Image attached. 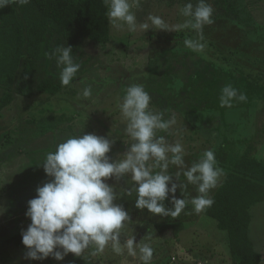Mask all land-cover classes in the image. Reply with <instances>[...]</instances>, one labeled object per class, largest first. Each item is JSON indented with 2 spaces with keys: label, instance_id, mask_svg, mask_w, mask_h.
<instances>
[{
  "label": "rangeland",
  "instance_id": "rangeland-1",
  "mask_svg": "<svg viewBox=\"0 0 264 264\" xmlns=\"http://www.w3.org/2000/svg\"><path fill=\"white\" fill-rule=\"evenodd\" d=\"M189 2L195 5L196 0H138L132 11L138 22H145L151 14L162 17L169 26L182 25L189 18L182 15L181 9ZM208 3L214 9V22L203 27V39L190 27L130 32L117 30L110 24L112 38L108 44L86 42L82 50L72 54L80 70L70 85H62L57 96L39 92L31 99L16 96L13 104L3 110L0 264H72L73 258H78L69 253L62 261L51 256L30 260L26 258L27 251L17 248L10 238L31 223L25 215L28 201L37 195L38 186L52 179L45 174L42 163L58 143L71 136L92 133L114 140L107 154L111 160L119 159L128 150L127 143L131 141L124 134L126 121L119 104L125 88L131 85L127 82H133L134 78L136 82L146 81L145 90L152 98L151 110L163 112L165 119L175 117L176 124L157 135L184 146L187 166L198 161L205 150L224 148L237 154L247 146L264 161V0H208ZM186 40L199 41L204 47L193 50L186 46ZM56 43L57 37L53 36L45 46L49 55L44 54L38 63L36 85L45 78L61 84L60 68L52 55ZM61 46L68 45L63 42ZM200 68L211 70L209 77H198ZM192 72L196 75L193 79L186 75ZM228 84L245 93L246 102L221 106V89ZM85 89L91 90L90 96L84 95ZM170 91L179 97L175 99ZM177 171L180 169L176 166H169L173 181L187 183L182 174L176 180ZM106 182L115 185V203L123 205L132 219L123 230L121 242L134 229L137 242L143 238L154 249L151 264H232L227 232L218 229L215 219L206 214L207 209L196 214L189 205L176 218L153 215L147 209L135 208L134 191L127 195L126 190L133 185L130 176ZM219 187L211 191L212 198ZM188 191L196 195L194 186L189 185ZM176 196L183 198L179 189ZM169 200L164 203L170 208ZM250 211V237L264 264V201ZM179 222L184 227L179 239L169 238L171 227L162 234V226ZM80 258L86 259V264H141L126 259V253L116 254L111 244L103 252L90 247Z\"/></svg>",
  "mask_w": 264,
  "mask_h": 264
},
{
  "label": "clouds",
  "instance_id": "clouds-1",
  "mask_svg": "<svg viewBox=\"0 0 264 264\" xmlns=\"http://www.w3.org/2000/svg\"><path fill=\"white\" fill-rule=\"evenodd\" d=\"M13 3L25 5L30 0H0V9ZM104 3L109 23L117 30L175 31L190 27L203 39V27L214 22V9L208 0H196L195 5L186 3L181 13L189 19L174 26L151 14L145 22H138L132 11L138 0ZM185 44L193 50L204 47L196 40H186ZM72 52L71 46H61L53 53L63 86L70 85L80 70ZM84 95L90 96L91 90L85 89ZM151 99L143 84L133 83L125 88L119 108L126 121L124 134L131 143H127L130 146L119 159L111 160L107 155L114 140L92 133L71 136L46 154L42 166L52 179L38 186L37 195L28 201L25 215L31 223L21 233L27 259L44 260L51 256L62 261L69 253L80 257L90 247L103 252L111 244L116 254L126 253V259L151 264L154 249L143 238L137 242L134 229L121 242L123 230L132 219L123 205L115 203L117 193L115 185L106 182L109 179L119 181L130 176L133 185L126 192L129 196L136 193L135 208L161 217L176 218L189 205L199 214L215 203L210 193L220 186L226 173L218 166L214 151L205 150L198 161L187 166L184 146L157 135L158 131L172 128L177 122L175 117L165 119L163 112L151 110ZM246 100V94L230 84L221 89V106L231 107L234 102ZM170 165L180 169L176 180L182 174L187 183L173 181L168 172ZM189 185L195 187L196 195L188 191ZM178 189L183 198H177ZM166 200L172 207L165 206Z\"/></svg>",
  "mask_w": 264,
  "mask_h": 264
},
{
  "label": "trees",
  "instance_id": "trees-1",
  "mask_svg": "<svg viewBox=\"0 0 264 264\" xmlns=\"http://www.w3.org/2000/svg\"><path fill=\"white\" fill-rule=\"evenodd\" d=\"M107 11L104 0H30L25 5L13 3L0 9V116L16 96L31 99L36 92L57 96L62 84H56L51 78L37 85L35 81L38 63L44 57L49 39L57 37L52 55L63 42L72 47V54L82 50L86 42L108 44L112 36ZM209 72L211 70L200 68L196 75L209 77ZM241 72L253 80L245 70ZM186 75L191 79L196 76L193 72ZM127 83L145 85L146 81L140 83L134 78ZM170 93L175 99L179 97L178 93ZM214 153L226 177L206 214L215 219L219 230L227 232L232 264H261L262 254L255 249L249 230L251 207L264 201V161L253 155L249 146L237 154L224 148ZM170 227L173 232L169 238L179 239L184 228L182 223L162 226V234L171 230ZM21 233L10 241L27 251ZM86 263V259L80 257L72 260V264Z\"/></svg>",
  "mask_w": 264,
  "mask_h": 264
},
{
  "label": "built area",
  "instance_id": "built-area-1",
  "mask_svg": "<svg viewBox=\"0 0 264 264\" xmlns=\"http://www.w3.org/2000/svg\"><path fill=\"white\" fill-rule=\"evenodd\" d=\"M199 264H202V263H199Z\"/></svg>",
  "mask_w": 264,
  "mask_h": 264
},
{
  "label": "crops",
  "instance_id": "crops-1",
  "mask_svg": "<svg viewBox=\"0 0 264 264\" xmlns=\"http://www.w3.org/2000/svg\"><path fill=\"white\" fill-rule=\"evenodd\" d=\"M11 238H12V237H11ZM11 238H10V239H11Z\"/></svg>",
  "mask_w": 264,
  "mask_h": 264
}]
</instances>
